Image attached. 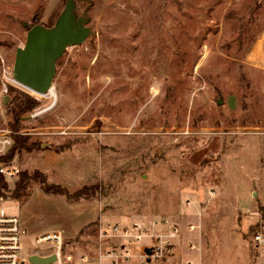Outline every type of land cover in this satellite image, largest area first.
<instances>
[{
  "label": "rangeland",
  "instance_id": "rangeland-1",
  "mask_svg": "<svg viewBox=\"0 0 264 264\" xmlns=\"http://www.w3.org/2000/svg\"><path fill=\"white\" fill-rule=\"evenodd\" d=\"M47 3L0 0V134L13 140L5 156L16 136L37 144L5 162L20 169L6 208L22 221L28 200L30 211L47 208L35 191L88 190L90 199L78 201L99 202V220L77 236L52 229L76 260L107 263L102 255L129 248L138 258L140 247L101 231L168 220L179 236L157 264H256L252 236L264 231V0H91L95 35L58 61L56 97L35 98L14 81L13 67L27 39L23 24L37 14L42 24ZM10 89L39 103L18 132ZM25 173L38 178L17 200Z\"/></svg>",
  "mask_w": 264,
  "mask_h": 264
},
{
  "label": "built area",
  "instance_id": "built-area-1",
  "mask_svg": "<svg viewBox=\"0 0 264 264\" xmlns=\"http://www.w3.org/2000/svg\"><path fill=\"white\" fill-rule=\"evenodd\" d=\"M12 138L8 134H0V158H4L11 148ZM20 174L18 166L0 162V264H34L31 258L51 259L47 264H120V261L138 264H157L167 261V255L174 252L173 241L179 236V229L168 220L151 223V227L138 222L130 227H112L102 230V237L124 238L128 244L140 247L138 258L131 253L130 248L123 255L108 253L101 256L109 262L91 263L87 257L76 260L64 250L65 237L61 230L33 233L22 224L19 216L6 208L8 200V184ZM159 231V232H158ZM256 251V264H264V231H258L252 236ZM148 240L152 246H142ZM151 249V255L146 253ZM123 258V259H122ZM120 259V260H119ZM149 261V262H148Z\"/></svg>",
  "mask_w": 264,
  "mask_h": 264
},
{
  "label": "water",
  "instance_id": "water-1",
  "mask_svg": "<svg viewBox=\"0 0 264 264\" xmlns=\"http://www.w3.org/2000/svg\"><path fill=\"white\" fill-rule=\"evenodd\" d=\"M91 5L80 12L77 0H67L64 9L52 27L24 23L27 39L16 50L13 79L31 91L48 95L54 86L57 63L71 47H79L95 35L89 14ZM222 104V100H218ZM28 119H31L29 117ZM50 145H44L43 148ZM146 253L151 255V249ZM51 259L31 258L34 264H47ZM149 262V261H148Z\"/></svg>",
  "mask_w": 264,
  "mask_h": 264
},
{
  "label": "crops",
  "instance_id": "crops-1",
  "mask_svg": "<svg viewBox=\"0 0 264 264\" xmlns=\"http://www.w3.org/2000/svg\"><path fill=\"white\" fill-rule=\"evenodd\" d=\"M59 1L60 0H48L43 18L41 20L42 24L45 25L49 22L51 16L57 9ZM36 192H39L40 197L49 200L44 199L46 202H48L45 212L43 208L39 209L37 213L28 210L30 207L29 200L28 203L25 204V207L23 208V213H25L22 223L30 226L27 227L29 230L47 232L54 228H59L68 236H77L85 227L96 223L100 218L102 208L99 202L97 204H95L93 201L70 202L63 196L43 194L40 191H35L34 193ZM53 201L58 202L59 212H54ZM82 204L89 205L90 207H87L85 209L86 211L83 212V210H80L83 209V207L80 206ZM70 209H72V212L69 211ZM11 212L16 214L18 213L15 210Z\"/></svg>",
  "mask_w": 264,
  "mask_h": 264
},
{
  "label": "trees",
  "instance_id": "trees-1",
  "mask_svg": "<svg viewBox=\"0 0 264 264\" xmlns=\"http://www.w3.org/2000/svg\"><path fill=\"white\" fill-rule=\"evenodd\" d=\"M63 1L65 2L67 0H63ZM77 2L80 8H84L85 6L91 5V0H77ZM63 9L64 7L62 6V9L59 10V12L57 13V17H55L54 20L51 19L52 21L50 24L46 25L47 27H52L55 24L58 16L60 15ZM38 17L40 19V14H37L35 22L37 21ZM8 93L10 96V101L8 103V112L13 117V123L11 125V129H13L15 132H18V128L20 126V120L23 117L32 114L39 106V103L30 96L22 92L16 91L14 89H10ZM36 146L37 144L35 142H30L29 138H25L23 136H16L14 138V145L12 149L10 150L7 156H5L4 158H0V162H10L12 161L13 157L16 155V152L32 151ZM37 178L38 175L30 176V174L28 173L22 174L19 182L16 185V189L12 194L13 197L17 200H20L23 197V191L26 190L28 183L30 181L36 180ZM45 191L59 195H66L69 200L78 201L81 199H90L88 195L89 193L88 190H82L74 194V196L72 197L69 196L67 192H64L60 187L47 188L45 189Z\"/></svg>",
  "mask_w": 264,
  "mask_h": 264
},
{
  "label": "bare ground",
  "instance_id": "bare-ground-1",
  "mask_svg": "<svg viewBox=\"0 0 264 264\" xmlns=\"http://www.w3.org/2000/svg\"><path fill=\"white\" fill-rule=\"evenodd\" d=\"M16 83L19 84L18 82H16ZM19 85H21V84H19ZM21 86H22L23 88L27 89L29 92H31V93H32L31 95H33V97H35V98H36L35 95H37V96H46V95H40V94H37V93L31 91L30 89L24 87L23 85H21ZM48 96L53 97V98L56 97L55 92H54V89L48 94ZM37 99H39V98H37Z\"/></svg>",
  "mask_w": 264,
  "mask_h": 264
}]
</instances>
